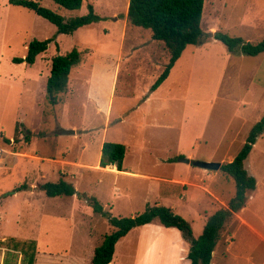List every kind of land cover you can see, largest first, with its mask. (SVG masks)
<instances>
[{
  "label": "rangeland",
  "instance_id": "obj_1",
  "mask_svg": "<svg viewBox=\"0 0 264 264\" xmlns=\"http://www.w3.org/2000/svg\"><path fill=\"white\" fill-rule=\"evenodd\" d=\"M34 1L65 19L86 15L91 4L100 20L61 34L33 11L0 0V264L25 263L21 247L14 248L10 238L34 241V264H89L94 248L112 232L107 218L94 214L90 206L85 210L87 204L77 196H46L40 185L47 181L71 183L114 217H134L148 205H182L181 186L95 166L104 142L126 147L127 170L166 181L187 177L194 184L190 186H207L220 199L234 197L230 176L219 170L208 171L214 174L211 180L186 174L179 159L230 162L264 115V52L249 56L238 48L229 51L211 36L220 31L250 42L262 40L264 0H205L200 25L206 38L185 48L148 100L144 97L168 55L149 30L128 25V0H84L76 10L52 0ZM45 39L52 40L33 64L13 62L25 57L31 41ZM72 49L81 53V62L70 71L67 90L52 100L46 92L52 57ZM145 123L150 125L141 132ZM61 129L74 132L60 134ZM261 135L244 162L259 191L244 204L242 216L264 236V132ZM158 156L172 158L175 166L156 165ZM21 185L24 190L13 191ZM193 195L198 199L193 209L209 214L216 209L207 193L197 190ZM177 210L191 214L184 205ZM234 227L232 219L225 229ZM137 233L131 231L119 242L112 264H131ZM234 242L235 257L227 264H264L260 237L241 227Z\"/></svg>",
  "mask_w": 264,
  "mask_h": 264
},
{
  "label": "trees",
  "instance_id": "obj_2",
  "mask_svg": "<svg viewBox=\"0 0 264 264\" xmlns=\"http://www.w3.org/2000/svg\"><path fill=\"white\" fill-rule=\"evenodd\" d=\"M55 4L67 10H76L81 7L84 0H52ZM205 0H128L127 22L135 28L147 29L151 33V39L163 45L168 55V61L162 72L151 85L149 92H153L168 77L171 68L179 59L188 45L203 42L205 34L201 29V17ZM11 5L20 6L33 11L38 16L54 24L57 33L72 34L78 28L100 20L94 13L93 6L88 5V13L83 16L65 19L61 15L41 6L34 0H8ZM213 39L223 42L229 51L239 49L241 53L255 56L264 52V38L258 42H250L242 37H231L220 31L211 35ZM206 38V37H205ZM52 39L42 41L33 40L27 47V54L23 58H14V63L33 64L36 57L44 52ZM81 53L72 49L64 55L52 57L50 74L47 78V95L55 100L59 93L68 88V78L72 68L80 64ZM146 96L144 97V99ZM264 131V115L251 128L240 152L230 162L221 164L219 171L230 176L235 182V194L227 204L216 210L206 218L201 234L195 238L190 223L181 215L175 213L170 207L164 205L147 206L146 210L134 217H114L104 210L100 202L92 196L78 193L74 186L59 179L56 182L47 181L40 185V190L48 197L73 196L83 200L91 207L93 213L107 218L112 226V232L103 236L102 242L93 250L89 264H110L113 258L116 243L135 227L158 221L167 228H176L182 232L184 239L189 243V249L185 256L189 264H211L212 252L221 238L222 232L245 204L246 193L256 187L254 176L248 173L244 167L257 138ZM30 133L26 131L25 141H29ZM125 146L118 142H104L101 147L99 166H115L118 171L123 170ZM25 189L24 185L14 188L18 192ZM13 247H21L24 254V264L35 263L34 241H17Z\"/></svg>",
  "mask_w": 264,
  "mask_h": 264
},
{
  "label": "crops",
  "instance_id": "obj_3",
  "mask_svg": "<svg viewBox=\"0 0 264 264\" xmlns=\"http://www.w3.org/2000/svg\"><path fill=\"white\" fill-rule=\"evenodd\" d=\"M180 57H179V59H180ZM176 62H175V64H176ZM175 64H174V66H175ZM119 66L120 65H117L116 68L114 69L112 91L114 90V88L117 85V81H118L117 80V75H118L117 73L119 71ZM174 66L171 68V70H173ZM171 70L169 72L168 77L171 74ZM154 91L148 92L149 94L146 96L145 100L146 99L148 100L151 97V95H153V93H155ZM97 107H98L97 108L98 111H102L101 107H99V106H97ZM109 108L106 112L107 115H109V113H108ZM148 125H150V124L145 123V126H142V128L140 127V129H141L140 131L141 132L144 131V129H145L144 127L147 128ZM256 143H257V141L253 145V147H252L247 158L250 157V155L252 154V152L256 148V146H257ZM101 147H102V145H100V147H99L100 151L98 153L95 166H99ZM134 151H135V149H134ZM126 153L127 152H125V157L127 155ZM125 157L123 160V170L118 171L115 168V166H110L111 168L114 169V171H113V169H111V172L120 173V174H124L127 176H133V177L152 178L154 180L166 182V183L169 182L170 184L175 186V188L176 187L178 188L179 186H181L182 192H181V194H179V199L182 200V202H183L182 205H184L185 208H188L191 210V212H190V210L188 211L191 214L190 215L189 214L182 215L181 213H179V214L181 216L189 219V223H190L192 230H193V236L195 238H197L201 234L203 226H204L205 221H206V218L209 215H211L213 212L218 210L219 208L227 207V203L231 199V198H229L228 200H225V199L218 198L216 195H214V193L211 191V189L207 186H201L202 189L195 188L194 186H190L189 184H192V185H194V184H193V182L190 183L188 181L189 179L187 177L183 178V179L170 178V179H168V181H166V178L152 177V176L139 174L137 172L127 170V168H124V161L126 160ZM186 157L190 158L191 154H187ZM232 160L233 159L231 158L229 161H232ZM159 163L167 164L170 166V168H173L172 166H175V163L172 162V158L165 157V156H158L155 164L159 165ZM220 163L222 164V162H220ZM183 164L185 165L184 172L186 174L187 173H189V174L195 173L198 176L206 177L207 180H211L212 178H214V174L212 172L209 173L208 170L206 171L204 169L195 167L191 164H186V163H183ZM255 180H256V178H255ZM189 190H193L191 194L189 193ZM197 190H201V191L207 193L208 196L211 199H213L215 206H216V209L212 213L209 214L208 212L198 211V210L193 209L191 207L192 204H194L198 200L193 195V192L197 191ZM258 191H259V185H258V181L256 180V187L254 190L250 191L251 193L247 197L245 203H247L248 200L255 198L258 194L257 193ZM73 196L76 197V195H73ZM217 201L219 203H221V205H219ZM155 205H159V204H155ZM182 205L181 204L178 205V203L176 204L175 202H172V203L170 202L168 207H170L175 213H177L178 207L179 206L181 207ZM85 208H86L85 210L88 211L90 207L88 205H86ZM244 211H245V206L233 215L232 219L235 221V227L234 228H232L231 230H228L227 228L223 230L221 238L217 242V244H216V246L212 252L211 264H227V263H229V260H231V258L234 259L235 256L232 253L234 251V244H235L234 239H235L237 230L241 227H246L250 232H252L256 236H258L262 240H264V236L261 235L259 233V231L245 217L242 216V212H244ZM190 217H193L194 220H192ZM195 223L198 225L197 230H195V227H194ZM136 230H138V233H137V239H135V252L132 253V255H131L132 256L131 264H189V261L186 260V258H185L186 254L188 252V249H189V243L177 231H174L172 228H167V227L161 225L156 220L150 224H146L143 226L133 228L123 238H121L115 245L113 258H112V261L110 262V264H112L116 258L117 246H118L119 242L121 240L126 239L128 234L131 231L133 232ZM248 260H249L248 262H252V259L249 258Z\"/></svg>",
  "mask_w": 264,
  "mask_h": 264
},
{
  "label": "water",
  "instance_id": "obj_4",
  "mask_svg": "<svg viewBox=\"0 0 264 264\" xmlns=\"http://www.w3.org/2000/svg\"><path fill=\"white\" fill-rule=\"evenodd\" d=\"M73 130H68V129H61L60 134H73ZM180 162L186 163V164H191L195 167L208 170V171H217L221 167L220 162H205V161H191L188 158H180Z\"/></svg>",
  "mask_w": 264,
  "mask_h": 264
}]
</instances>
